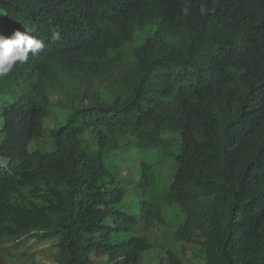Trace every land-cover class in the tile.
<instances>
[{
	"label": "trees",
	"instance_id": "16d2710c",
	"mask_svg": "<svg viewBox=\"0 0 264 264\" xmlns=\"http://www.w3.org/2000/svg\"><path fill=\"white\" fill-rule=\"evenodd\" d=\"M17 30L45 47L0 77V264H264V0H0Z\"/></svg>",
	"mask_w": 264,
	"mask_h": 264
},
{
	"label": "rangeland",
	"instance_id": "374dc122",
	"mask_svg": "<svg viewBox=\"0 0 264 264\" xmlns=\"http://www.w3.org/2000/svg\"><path fill=\"white\" fill-rule=\"evenodd\" d=\"M51 96L56 98L55 95ZM125 143L129 142L125 141ZM124 146L125 147L122 148L123 150H120V152L118 151V153L113 154L112 157H110L113 162H116L117 164L123 167L122 170L126 176L133 178H138V175L140 173L139 162L141 160L151 162L155 160L157 154H159L156 149L137 148L134 145L128 146V144ZM126 189L129 192L125 198V208L127 210L136 211L138 208V203L136 199L137 196L134 195V192L132 191L133 188L131 185H128ZM173 208L176 209V205H174ZM170 216L171 220H169V223L171 225V228H173L179 220L178 218L180 217V214L178 211H172L170 212ZM170 231L172 232V229L164 230L154 240L160 246H162L163 244H165V239L170 238ZM170 246L181 256L183 262L187 264H194L197 262L196 259L193 257L194 253L196 252L197 245L184 242H172ZM47 253L48 246L47 244H43L33 254L21 256V259L18 262H15V259L12 264H45V262L50 264L51 258L47 255ZM162 255V249L158 245H156L144 253V256L142 258V264H165L162 263L165 262L164 260H161ZM31 260H34V262H31Z\"/></svg>",
	"mask_w": 264,
	"mask_h": 264
},
{
	"label": "clouds",
	"instance_id": "9594fccd",
	"mask_svg": "<svg viewBox=\"0 0 264 264\" xmlns=\"http://www.w3.org/2000/svg\"><path fill=\"white\" fill-rule=\"evenodd\" d=\"M52 38L58 39L59 33H54ZM44 47V41L24 31L17 30L10 36L0 34V77L6 76L17 62H27L30 53L36 56Z\"/></svg>",
	"mask_w": 264,
	"mask_h": 264
}]
</instances>
